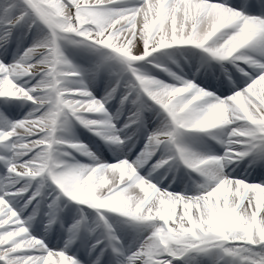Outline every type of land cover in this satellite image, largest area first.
I'll return each instance as SVG.
<instances>
[{
	"label": "snow or ice",
	"instance_id": "6c2138e0",
	"mask_svg": "<svg viewBox=\"0 0 264 264\" xmlns=\"http://www.w3.org/2000/svg\"><path fill=\"white\" fill-rule=\"evenodd\" d=\"M256 7L264 13V4L249 0L234 7L227 0H5L0 4V48L6 50L21 28L25 35L34 28L37 33L47 29V35L36 39L14 62L0 60V99L7 98L0 118L12 113L7 100L33 105L23 119L0 129V181L11 182L10 187L0 188V264H172L188 253H205L210 248L220 249L229 264H264V180L249 183L223 172V164L247 157L255 149L260 150L257 159L264 162V15L244 12ZM73 37L79 38L75 41L79 44L109 50L125 66L130 79L120 105L134 97L130 103L135 111L121 127H116L105 109L121 87L120 79L102 100L95 99L87 85L76 79L80 73L61 54L59 42ZM176 46L202 50L220 64L227 79L220 86H230L233 94L222 99L164 68L159 70L168 82L146 78L135 66L149 63L146 58L153 53ZM224 62L235 69V79L228 75ZM143 97L158 106L170 128L148 132ZM68 119L113 146L117 161L101 163L85 145L67 143L88 163L74 162L69 153L64 155L73 162H59L54 146L63 142L55 133L58 123ZM226 125L230 130L223 156L198 157L175 148L174 154L151 164L148 176L177 160L198 172L207 182L197 194L160 190L138 174L161 148L172 152L169 146L177 131L206 133ZM141 132L143 147L131 159L134 137ZM108 173L113 174L111 184L100 191L108 181L98 183L97 179ZM34 177L55 185L53 192L58 188L70 201L106 209L143 226V241L136 250H125L105 216L97 212L104 239L96 240L87 248V259L78 261L66 249L86 223L81 213L67 229L64 249L50 250L26 227L40 212L37 197L44 185L25 200L30 184L20 182ZM133 188L140 189L143 197L125 198ZM59 193L46 205L45 232L57 223L62 210Z\"/></svg>",
	"mask_w": 264,
	"mask_h": 264
},
{
	"label": "bare ground",
	"instance_id": "6f19581e",
	"mask_svg": "<svg viewBox=\"0 0 264 264\" xmlns=\"http://www.w3.org/2000/svg\"><path fill=\"white\" fill-rule=\"evenodd\" d=\"M8 2H10V0H8ZM219 2V0H218ZM1 3H5V0H2ZM227 3H228V6H235L237 3L234 2V3H231L230 0H227ZM247 15H251V14H247ZM253 16V15H252ZM46 34L43 30H41L39 33H37V35H44ZM35 41V40H34ZM33 41V42H34ZM27 42L25 40H23V42L21 44H18L16 46V49L14 51V54H13V57L16 56V53L20 50L21 47L23 46H28V43L26 44ZM31 46H32V43H31ZM30 47V44L29 46ZM175 48L178 49L177 47H174V48H171V49H167V50H161L160 52H157V53H153L152 55H150V58L151 59H154L156 61L160 60V54L161 53H169V52H175ZM183 50V49H182ZM182 50H179V51H182ZM174 53V54H175ZM187 53V51H186ZM188 56H186V60L188 61L189 63V68H186L183 70V73L181 74V78L182 79H188L189 77H193L194 79H196V74H197V69H198V65L200 64L201 60H202V56L195 52V53H187ZM110 58V55L108 53L105 54V60L101 63H104L106 62L107 60H109ZM197 59V60H193V59ZM0 60H4V62H6V58H5V48H0ZM112 63H110V66H111ZM196 67V74L193 76V72H194V69ZM87 68L90 70L93 68V64L92 63H88L87 64ZM83 83L85 85H87V89L92 93V95H94L95 91L91 89V87L93 86V76L92 74H89L88 77H86V79H84ZM112 84L113 83V79L111 77H108L105 81V86H104V89H103V92L101 94L102 96V99L105 97L106 93L111 89L112 87ZM94 86H95V79H94ZM260 89L259 87L257 88V93H259ZM7 99V98H5ZM7 103L9 106L12 107V113L10 116H14L15 112H22L24 111V109L27 108V112L25 114V116L33 109V105L31 104L30 106L28 104H26L25 101L22 102L21 105L18 104L17 101H12V100H7ZM0 104H2L0 102ZM5 104V103H4ZM4 104H3V109H4ZM4 111V110H2ZM135 111V108L133 105H131L129 108H128V113H127V116H126V119L129 115H131V113ZM122 113V110L118 107H116L115 109L112 110V117H113V120H115L114 124L117 125V120H118V115H120ZM7 114V113H6ZM126 119L124 120V122L126 121ZM7 122V121H6ZM124 122L122 124H120L119 127H121ZM59 125V124H58ZM0 126L3 128L6 127V124L4 123L3 121V118H0ZM169 126V123L167 122V120L160 116V118L158 119V121L155 123V125L152 126L153 130H155L156 128H168ZM59 129H62V130H66L67 131V137L70 136V127L69 125H64V127H62V125H59ZM69 129V130H68ZM230 130V126H223L222 127V130L217 133L219 135H217L218 137H220L222 140H226L227 138V132ZM82 137V136H81ZM81 137H71L73 140L75 141H78V142H82V138ZM134 140L136 141L135 137H134ZM207 146V147H206ZM209 145H206V143H204L199 149H195V150H190L189 153H192L193 155L195 156H198V157H209V156H215V157H218L220 156L219 152H217L216 150L213 149L212 146L208 147ZM88 151L91 152L98 161H100L101 163H107V159L103 156L102 154V150L100 149L99 145H96L92 142H88V145L86 146ZM226 151V150H225ZM224 151V153H225ZM165 152V150L163 149L162 151V154ZM223 153V155H224ZM212 154V155H211ZM222 155V156H223ZM112 158L113 159H118V156L116 155V153L114 152V150L112 149ZM132 159V157H130ZM135 159V158H133ZM115 161V162H116ZM114 162V163H115ZM223 163V162H222ZM234 169V165L231 164V162H228L226 164H223V172L224 174H226L227 176L229 177H232V178H236L237 179V172L233 170ZM246 171V167L243 168V177L240 178V179H245L247 182L249 183H256V182H260L261 180H264V178H259L258 180H255V179H249V175H250V171L247 173H245ZM118 174L119 172L117 171L115 173V176L118 178ZM113 174L112 173H108L107 175L103 176V177H100L97 179V182L99 183L101 180H107L108 181V184H104L102 186V188L100 189V191H104L107 187H109V185L111 184V176ZM143 177V176H142ZM146 176H144L145 178ZM35 178V177H34ZM33 178L31 179H28L26 178L23 182L24 183H28L30 184L31 181H32ZM203 182V185L207 182L206 181V178L204 177V181ZM11 186V182H7L6 186L4 187H10ZM17 186V185H16ZM20 187V186H19ZM0 188H2L0 186ZM202 187H197V186H193L192 189L189 191V192H186L184 189H182V195H185V196H191V195H194V194H197L198 192L202 191ZM143 193L140 191V189L138 188H133V189H130L128 190V192L125 193V198H128V197H131L132 199H136L137 197H140ZM229 195H231V193H229ZM178 211H182V209H177ZM192 211H195V209H193ZM94 218V222L96 219L95 216H93ZM118 222V225H119V228L121 230V232L127 237L128 241H131L134 237H145V230L143 228V226H138V229H132L131 226L122 221V220H116ZM26 227H29L28 228V232L29 234H31L32 236L36 237L37 239H41L42 242L45 243V245L50 249V250H53V251H60L61 249H64L63 247L62 248H58L57 247V244L54 243L53 246H50V243H49V237H48V233L45 232L44 228H42V231H38V227H40L39 225H34V221L31 222L30 225H26ZM134 238V239H135ZM137 244L139 245L142 240H138L136 241ZM211 255L210 256V259H212V261H209L205 259V255ZM69 255V253L67 254ZM191 257L194 258V259H198V263L199 264H224L225 260H227L228 258L225 257V256H222V253L220 254V249H217V248H210L207 252L205 253H190ZM54 259H58V257H54Z\"/></svg>",
	"mask_w": 264,
	"mask_h": 264
},
{
	"label": "rangeland",
	"instance_id": "374dc122",
	"mask_svg": "<svg viewBox=\"0 0 264 264\" xmlns=\"http://www.w3.org/2000/svg\"><path fill=\"white\" fill-rule=\"evenodd\" d=\"M257 11H260V10H257ZM252 15H254V16H258V13H251ZM27 48V47H26ZM22 53H23V48H22V50L20 49L17 53H16V57L15 58H13L12 59V61H10V63H12V62H14V60L15 59H18L19 58V56L20 55H22ZM183 67V66H182ZM84 72L85 70H80V72ZM89 73V72H88ZM178 76H180V74H177ZM189 81H192V79H188ZM23 82V81H22ZM21 82V83H22ZM193 82V81H192ZM206 90V89H205ZM208 92H210V93H212L213 95H215V96H217L214 92H212V91H208ZM217 97H219V96H217ZM221 98V97H220ZM97 100H102L101 99V97L99 96L98 98H96ZM223 99V98H222ZM13 101H15V100H13ZM27 104L30 106L31 105V103L30 102H27ZM26 112H27V108L26 109H24V112H22V113H18V114H15L14 116H12L11 118H9L10 116H8V115H6V114H4L6 117H7V119L8 120H11V122H14V121H16V120H19V119H23L24 117H25V114H26ZM25 113V114H24ZM7 119H4V121H8ZM5 124H7V122H4ZM103 154V153H102ZM104 156V155H103ZM105 157V156H104ZM206 157V156H205ZM108 164H111L110 162H108ZM144 194V193H143ZM143 194L140 196V197H142L143 196ZM178 194H180V193H178ZM28 228V227H27ZM138 239H141L142 241H143V239H144V237H139ZM130 245H132V247H134V246H136L137 247V244H136V242H134V241H132V243H130Z\"/></svg>",
	"mask_w": 264,
	"mask_h": 264
}]
</instances>
